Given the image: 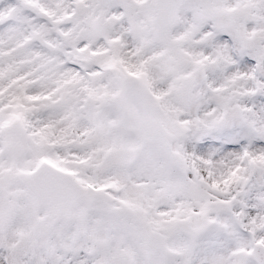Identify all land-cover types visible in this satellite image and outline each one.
Masks as SVG:
<instances>
[{
	"label": "snow or ice",
	"instance_id": "obj_1",
	"mask_svg": "<svg viewBox=\"0 0 264 264\" xmlns=\"http://www.w3.org/2000/svg\"><path fill=\"white\" fill-rule=\"evenodd\" d=\"M0 264H264V0H0Z\"/></svg>",
	"mask_w": 264,
	"mask_h": 264
}]
</instances>
